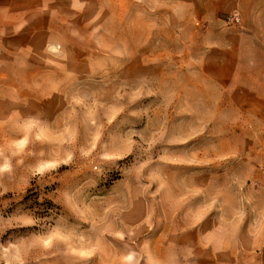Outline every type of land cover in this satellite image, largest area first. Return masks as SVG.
Returning a JSON list of instances; mask_svg holds the SVG:
<instances>
[{
	"label": "rangeland",
	"instance_id": "rangeland-1",
	"mask_svg": "<svg viewBox=\"0 0 264 264\" xmlns=\"http://www.w3.org/2000/svg\"><path fill=\"white\" fill-rule=\"evenodd\" d=\"M148 3L46 0L0 44V264H264V117Z\"/></svg>",
	"mask_w": 264,
	"mask_h": 264
},
{
	"label": "crops",
	"instance_id": "crops-1",
	"mask_svg": "<svg viewBox=\"0 0 264 264\" xmlns=\"http://www.w3.org/2000/svg\"><path fill=\"white\" fill-rule=\"evenodd\" d=\"M45 2L0 0L4 51L18 46L26 26L22 20L42 13ZM154 2L149 0L147 7V33L137 34L178 37L186 45L179 50L191 53L195 66L222 90L231 93L234 83L247 85L230 98L243 101L241 107L253 116L264 117V0H164V7L157 6L161 0Z\"/></svg>",
	"mask_w": 264,
	"mask_h": 264
}]
</instances>
